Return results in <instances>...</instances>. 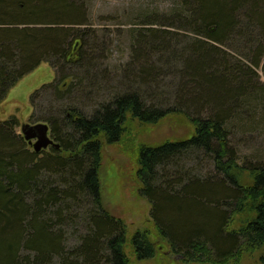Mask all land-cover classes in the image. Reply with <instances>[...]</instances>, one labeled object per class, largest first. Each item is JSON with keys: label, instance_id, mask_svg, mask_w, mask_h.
Returning a JSON list of instances; mask_svg holds the SVG:
<instances>
[{"label": "trees", "instance_id": "16d2710c", "mask_svg": "<svg viewBox=\"0 0 264 264\" xmlns=\"http://www.w3.org/2000/svg\"><path fill=\"white\" fill-rule=\"evenodd\" d=\"M173 1L179 26L199 38L174 49L176 33L140 30L130 61L137 70L125 74L149 86L157 75L151 54L157 63L179 62L183 84L173 105L117 92L88 114L63 102L72 93L94 92L86 88L98 79L91 74L96 57L86 50L90 33L80 28L83 0H0V102L24 75L49 63L55 79L30 95V121L47 124L57 145L35 152L17 132L15 115L0 121V264H128L127 225L102 203L101 141L118 144L169 115L182 116L194 132L137 148V194L150 205L154 232L147 227L131 235L135 259H152L166 246L186 263L230 264L264 250V164L239 163L230 142L233 122L264 115V85L253 82L255 69L264 74V0ZM70 66L76 73L65 84ZM201 157L212 173L202 176L190 166ZM241 213L251 216L231 229Z\"/></svg>", "mask_w": 264, "mask_h": 264}, {"label": "rangeland", "instance_id": "374dc122", "mask_svg": "<svg viewBox=\"0 0 264 264\" xmlns=\"http://www.w3.org/2000/svg\"><path fill=\"white\" fill-rule=\"evenodd\" d=\"M174 4L173 0H83L85 23L80 28L86 27L90 33L86 39V50L96 57L98 68L91 74L98 73V79L95 88H86L87 91L95 89L94 92L89 95L72 93L71 98L63 102L75 104L89 114L99 102L108 100L114 93L136 92L148 105H173L174 92L178 96V87L183 84L181 78L177 82L176 71L180 67L179 62L169 59L168 64L157 63L151 54L150 63L154 66V72L157 75L155 74L149 86L140 83V77L131 79L129 82L125 74L130 76V73L137 70L138 64H130V61L134 38L140 30L154 28L176 33L171 34V37L176 40L171 42V45L175 46L174 49L196 42L195 39L199 38L191 29L179 26ZM223 50L239 57L233 49L223 48ZM73 72L76 73L74 66L66 67L65 73L68 77L64 79L65 84L72 81L69 75ZM54 79L55 71L47 62H41L35 69L24 75L0 102V121L15 115L19 120L16 130L20 135L22 124H36L30 121V115L33 112L30 95L34 90L53 82ZM88 82L89 80L84 81L83 85ZM253 82L257 88L264 85V74L261 68L255 69ZM176 83L177 86H175ZM175 87L177 90L174 91ZM244 119L233 122L230 128V142L236 150L238 162L247 164L257 161L264 164V115L260 112L254 115L250 113ZM135 131L137 134L134 133ZM135 131H132L131 138L127 136L118 144L108 145L104 140L101 141L103 159L99 173L104 208L111 215L123 219L127 225L128 264H193L184 262L181 256L173 254L166 246L160 247L154 258L137 261L131 252L129 240L138 229L149 227L151 232H154V225L150 218V205L137 194L139 184L135 180V153L138 146L189 139L194 129L182 116L169 115L154 125L141 127ZM48 136L52 139L50 132ZM53 143L56 144L55 141ZM29 146L32 148L31 145ZM50 147L56 146L50 145L41 151H48ZM203 158L197 160L198 163L194 161L189 164L197 167L195 170H201L200 174L205 176L208 172L212 173L213 167L210 160ZM241 180L244 183H250L247 173L242 174ZM250 216L249 213L234 215L230 228H239ZM230 264H264V250L244 253Z\"/></svg>", "mask_w": 264, "mask_h": 264}, {"label": "water", "instance_id": "95a60500", "mask_svg": "<svg viewBox=\"0 0 264 264\" xmlns=\"http://www.w3.org/2000/svg\"><path fill=\"white\" fill-rule=\"evenodd\" d=\"M20 132L24 140L32 146L35 152H39L50 145H55L57 147V145L53 143V140L49 138V127L45 123H37L34 125L22 124L20 126Z\"/></svg>", "mask_w": 264, "mask_h": 264}]
</instances>
